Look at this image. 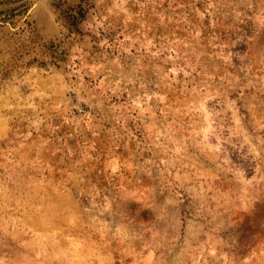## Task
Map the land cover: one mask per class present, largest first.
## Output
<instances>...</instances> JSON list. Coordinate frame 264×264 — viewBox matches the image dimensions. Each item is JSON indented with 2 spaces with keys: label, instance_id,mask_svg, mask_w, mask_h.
I'll return each mask as SVG.
<instances>
[{
  "label": "rangeland",
  "instance_id": "obj_1",
  "mask_svg": "<svg viewBox=\"0 0 264 264\" xmlns=\"http://www.w3.org/2000/svg\"><path fill=\"white\" fill-rule=\"evenodd\" d=\"M0 264H264V0H0Z\"/></svg>",
  "mask_w": 264,
  "mask_h": 264
},
{
  "label": "built area",
  "instance_id": "obj_2",
  "mask_svg": "<svg viewBox=\"0 0 264 264\" xmlns=\"http://www.w3.org/2000/svg\"><path fill=\"white\" fill-rule=\"evenodd\" d=\"M78 111H79V112H82V109H81V108H79V109H78Z\"/></svg>",
  "mask_w": 264,
  "mask_h": 264
}]
</instances>
